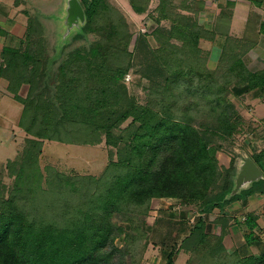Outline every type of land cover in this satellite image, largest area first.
<instances>
[{
    "label": "trees",
    "instance_id": "16d2710c",
    "mask_svg": "<svg viewBox=\"0 0 264 264\" xmlns=\"http://www.w3.org/2000/svg\"><path fill=\"white\" fill-rule=\"evenodd\" d=\"M148 2L129 0L137 14L146 11ZM168 2L159 0L157 21L169 17ZM80 3L86 21L69 35L59 54L56 46L40 60L46 50L44 26L35 14L28 16L24 37L0 51V78L8 80V91L23 106L18 126L26 134L20 160L8 162L13 187L7 196L0 187V264H106L116 249L115 238L121 237L129 252L138 240L144 248L139 212L161 198L198 205L200 216L181 245L191 251L190 263L264 264V252L242 256L222 243L231 218L226 207L245 202L251 194H264V148L248 155L263 178L228 197L236 161L231 158L228 167L220 168L214 145L215 136L227 140L239 131L231 95L252 92L254 98L264 99V65L252 72L242 59L250 44L227 35L218 43V64L211 70L202 60L209 52L199 40L213 35L197 22L196 10L194 15H177L167 36L159 30L154 34V51L162 54L159 63L170 67V77L164 84L151 81L141 103L123 81L134 55L127 48L129 24L121 14L116 22L110 20L115 16L108 0ZM172 37L180 44L171 42ZM76 41H86L87 46L77 47L68 57L66 48ZM60 59L71 62L53 74ZM21 86L25 96L19 94ZM128 119L131 122L123 126ZM43 140L81 145L104 141L110 161L99 177L69 175L51 166L45 167L44 176L38 160ZM90 181L97 188L88 193L85 182ZM116 214L123 224L113 220ZM214 214L218 234L205 230L206 215ZM256 219L253 213L243 218L246 245L258 239ZM174 248L166 264H176Z\"/></svg>",
    "mask_w": 264,
    "mask_h": 264
},
{
    "label": "rangeland",
    "instance_id": "374dc122",
    "mask_svg": "<svg viewBox=\"0 0 264 264\" xmlns=\"http://www.w3.org/2000/svg\"><path fill=\"white\" fill-rule=\"evenodd\" d=\"M60 1L45 0L44 3L37 1L33 3L35 5L34 13L38 17V21L40 20L44 26L41 35L45 37L43 42L46 50L42 56H39L40 60L54 52L56 44H58L63 34L62 24L55 19L58 16V9H61ZM108 2L113 6L115 16L110 20L116 22L118 14H121L123 19L129 24L128 29L132 36L127 48L134 55L130 71L123 78L124 84L138 102H145V87H148L151 81L164 84L170 77V67L167 69L162 68V65L159 63V61H162V58H160L162 54L154 51L155 31L159 30L161 35L167 36L170 27L174 26L173 22L174 19L176 20L177 15H186V12H189L183 6L186 5V2L184 0H169L166 8L169 17L162 18L159 21L156 20L159 14L155 12L159 0H149L146 11L143 14L134 13L129 0H108ZM170 40L173 43L180 44V40L176 37H172ZM85 46H87L86 41L72 42L67 46L66 54L69 57L72 53L71 51H74L77 47L81 48ZM200 46L205 50V53L209 51L206 50L209 47L211 48L210 52L213 51V44L209 46V44L200 43ZM242 59L244 65L247 67V59H244V57ZM202 60H205L207 68L214 70L217 67L219 57L211 55L206 59L202 58ZM66 61V59H60L54 66V72L52 73L55 74L58 66H62L63 64L66 66L71 62ZM72 65L73 63L69 64L66 70L68 71L70 67L72 68ZM247 69L249 70L248 67ZM236 78V76H233L232 81H235ZM7 87L8 80L1 77L0 187L2 186L5 191V196H7L14 183V177L8 176V162H18L20 160L26 136L18 126L23 106L13 99V94L8 91ZM25 90V86H21L19 94L25 96ZM230 97L235 103L238 116L236 117L240 118L241 122L239 131L233 133L227 140H223L219 136L214 137V145L218 147L216 156L220 168L228 167L231 158L236 161L237 166L242 156L253 154L263 149L262 146H258L259 139L264 144V116L256 121L253 119L252 114V104L258 98H254L252 92H247L238 98L233 95ZM259 109L264 112V107ZM130 122L131 119H128L123 126H127ZM255 135H257V138ZM42 142V152L38 160L44 176L46 174L44 171L45 167L51 166L69 175L79 174L99 177L110 161L109 147L105 145L104 141L94 145L65 144L53 140H43ZM111 150L115 154L116 149L111 147ZM112 158L116 159V154ZM42 187L44 188L45 184ZM96 188L97 185L94 182H85L84 190L86 192L91 193ZM67 197L72 198L73 196L69 195ZM69 201H76V199L74 198ZM69 209L70 207H68ZM198 211V205H184L176 199L161 198L151 201L147 211L146 209H142V212H139V216L142 214L143 218V234L146 235L142 239L144 241V248H141V245L139 246L140 242L138 240L137 246L133 244L129 252L121 237L115 238L113 244L116 246V249L112 251V257L106 264H166V257L172 250V246L175 247L174 260L176 264H193L189 262L191 251L184 250L181 245L183 239L189 233L190 226L194 223L193 221L195 219L198 220L200 216ZM113 220L119 224H123V220L120 219V215L118 214L113 216ZM206 220L208 222L212 221H209L207 215ZM110 248L111 246H109ZM196 264H202V262Z\"/></svg>",
    "mask_w": 264,
    "mask_h": 264
},
{
    "label": "crops",
    "instance_id": "0c3cea01",
    "mask_svg": "<svg viewBox=\"0 0 264 264\" xmlns=\"http://www.w3.org/2000/svg\"><path fill=\"white\" fill-rule=\"evenodd\" d=\"M45 2V0H0V51L3 46H15L24 37L28 16L35 14L34 2ZM183 1V0H182ZM188 7H192L186 14L194 15L195 19L213 35V38H201L200 43L213 44V51L209 56L220 54L218 43L226 39L250 44L244 59H247L249 70L256 72L264 65V31L259 32V26L264 23V0H184ZM56 20L63 14L64 0H61ZM211 31V32H210ZM254 42V43H252ZM213 52V54H212ZM252 114L253 119L258 121L263 118L264 112L259 108L264 107V99L254 100ZM257 138V135H255ZM258 146L264 148L262 140H258ZM242 158V157H241ZM240 158V160H241ZM239 160V161H240ZM238 161V162H239ZM231 214L222 243L229 252L238 251L240 255H258L264 252V194H251L245 202L236 201L226 207ZM247 213L256 214L255 234L258 239L252 245H246L244 233L246 226L243 218ZM209 215V221L214 219ZM197 221H193L194 223ZM191 222V221H190ZM189 223V222H188ZM210 226V227H209ZM205 230L209 233H220V225L206 220Z\"/></svg>",
    "mask_w": 264,
    "mask_h": 264
},
{
    "label": "water",
    "instance_id": "95a60500",
    "mask_svg": "<svg viewBox=\"0 0 264 264\" xmlns=\"http://www.w3.org/2000/svg\"><path fill=\"white\" fill-rule=\"evenodd\" d=\"M62 24L63 34L60 37L57 47L58 54L64 44H66L69 35L74 30H79L86 21L84 9L80 0H64L63 14L59 17ZM263 178V172L253 159L248 156H242L237 164L236 175L234 176V186L228 197L237 194L241 189L248 188L250 185Z\"/></svg>",
    "mask_w": 264,
    "mask_h": 264
}]
</instances>
